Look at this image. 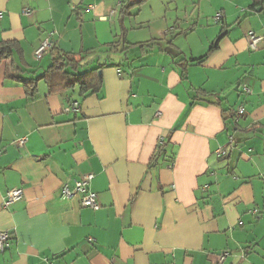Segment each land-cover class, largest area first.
I'll return each instance as SVG.
<instances>
[{"label": "crops", "instance_id": "1", "mask_svg": "<svg viewBox=\"0 0 264 264\" xmlns=\"http://www.w3.org/2000/svg\"><path fill=\"white\" fill-rule=\"evenodd\" d=\"M250 5L0 0L16 67L47 68L48 50L34 58L47 37L55 52L92 51L90 67L106 62L101 89L83 98L43 82L28 98L0 62V264H264V10ZM249 31L262 36L256 50ZM117 40L131 46L106 52ZM161 140L174 161L150 167ZM87 172L98 209L60 196ZM13 187L23 197L3 204Z\"/></svg>", "mask_w": 264, "mask_h": 264}, {"label": "trees", "instance_id": "2", "mask_svg": "<svg viewBox=\"0 0 264 264\" xmlns=\"http://www.w3.org/2000/svg\"><path fill=\"white\" fill-rule=\"evenodd\" d=\"M141 1V0H140ZM252 8L261 7L264 10V0H251ZM156 40L141 42L138 45L142 48L149 47L154 44ZM119 44H123L118 47ZM131 46V44H129ZM128 43L125 40L113 41L109 43L106 52H125L128 49ZM217 46L216 41L213 42L209 51L215 49ZM19 46L16 42H0V62L3 60L8 61L5 69L6 78L20 82L26 91L28 98H33L37 94V87L40 82H43L48 92L50 93H64L69 92L76 97H85L88 94L96 93L102 86V68L106 65L104 63H97L95 67H90L83 64L82 61L86 56L93 54L92 51H86L79 54L72 53H60L55 52V48L52 46L48 52L51 53V62L47 68L38 72L37 69H21L16 67L12 62V54L18 51ZM166 50L175 58L178 56L174 49L167 47ZM191 60L195 62L202 61L205 56ZM108 60V59H107ZM182 60H179L181 62ZM182 65L184 68L186 62ZM86 65V66H84ZM198 93H195L193 98L198 97ZM206 95V93H202ZM168 141L161 140L155 149L150 161V167H162L172 165L175 157V153L168 147Z\"/></svg>", "mask_w": 264, "mask_h": 264}, {"label": "built area", "instance_id": "3", "mask_svg": "<svg viewBox=\"0 0 264 264\" xmlns=\"http://www.w3.org/2000/svg\"><path fill=\"white\" fill-rule=\"evenodd\" d=\"M26 13L29 12V10L25 11ZM222 17V13L218 12L214 16V21H219V19ZM247 41L249 49L256 50L258 43L262 42V36L257 35L253 33L252 31H249L247 33ZM52 47L51 40L47 37L45 38L40 45L35 49L34 51V58L40 59V57L43 55V53L47 50H49ZM245 90H247L245 88ZM71 111L77 112L79 110V103L77 101H73L70 104ZM244 109L242 107L238 108L237 113L239 115L243 114ZM22 142V140H20ZM220 153H223L221 151ZM93 178L92 172H87L84 175H82L80 178L74 180V186L72 189H69L66 184H62L60 188V196L62 198H69L74 195H79L80 197V204L85 207H89L91 209H98L100 207V204L97 199V194L90 190L89 183L91 179ZM23 197V190L21 188L13 187L9 189L6 192V195L3 200V204H9L13 203L17 200H20ZM9 239L10 236L7 231H0V253H2L4 250H6L9 246ZM226 253H221L217 256L218 261L221 262L222 259H224Z\"/></svg>", "mask_w": 264, "mask_h": 264}, {"label": "rangeland", "instance_id": "4", "mask_svg": "<svg viewBox=\"0 0 264 264\" xmlns=\"http://www.w3.org/2000/svg\"><path fill=\"white\" fill-rule=\"evenodd\" d=\"M169 6H170V4H169ZM172 7H170L169 8V12H172L174 15H173V17H175L176 15H180V16H182L183 15V11H182V9H180L176 14H175V12L176 11H173V10H175V9H171ZM169 15H171V14H169ZM215 16V15H214ZM214 16H213V19H214ZM171 17V16H170ZM132 40V39H131ZM130 39H129V41H131ZM130 54L131 55H133V52H130ZM38 63H40L41 65H44V61L43 60H40V61H38ZM84 66H86V65H84ZM91 66V65H90Z\"/></svg>", "mask_w": 264, "mask_h": 264}, {"label": "water", "instance_id": "5", "mask_svg": "<svg viewBox=\"0 0 264 264\" xmlns=\"http://www.w3.org/2000/svg\"><path fill=\"white\" fill-rule=\"evenodd\" d=\"M257 10L259 11V10H260V8H257Z\"/></svg>", "mask_w": 264, "mask_h": 264}]
</instances>
